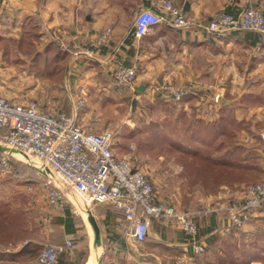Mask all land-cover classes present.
Instances as JSON below:
<instances>
[{
    "label": "crops",
    "instance_id": "1",
    "mask_svg": "<svg viewBox=\"0 0 264 264\" xmlns=\"http://www.w3.org/2000/svg\"><path fill=\"white\" fill-rule=\"evenodd\" d=\"M154 1L137 0L131 9H127L125 4L127 0H0V25L16 27L14 30H18V27L23 30L31 26L46 40L51 32H58L66 41L78 46L92 43L96 37L110 28L113 31L110 46L103 47L104 52L98 54L94 61L109 70L113 81L114 71L119 65L129 66L138 63L139 79H144L147 83L155 80L164 84L172 82L171 76L176 77L177 72L162 73L164 70L162 58L166 56L167 50L174 47L173 38H178L181 41L183 61L178 80L185 82L180 86L192 87L193 93L199 96L195 103L197 112L215 113L214 111L219 108V102H215V97L221 98L225 95L228 97L237 91L240 93L239 96L244 98L248 96L260 99L258 105L254 104L251 107L244 105L242 109L246 108L249 114H255L263 125L258 131L250 123L252 126L250 131L263 133L264 44L260 42L259 36L253 32H236L230 34L224 41L218 40V36L209 35L203 28L176 31L169 26L168 31H158L160 32L158 35L157 27L153 28L146 36L138 39L134 35V16L143 9L159 12L153 5ZM172 1L187 17L202 26L208 25L213 17L221 13L238 17L248 8H255L264 13V0ZM131 18L130 28L128 24ZM71 59L73 60L72 57ZM82 67L81 62L71 67L68 81L70 84L76 80L72 77L76 75L73 71H78L77 69ZM246 81H255L256 84L249 89L241 88V84ZM139 88L141 92L146 89L143 84L139 85ZM188 107L187 105L185 109ZM200 114L199 118L206 116ZM248 141V145L256 143L254 139ZM257 150L261 152L260 149ZM134 165L136 166L135 163ZM234 187L237 189L238 185ZM225 189L227 191H224ZM225 189L219 192V196L205 199L201 197L198 200L195 197V204L193 202L180 210L197 213L196 209L201 206V202L209 204L212 201L218 208L216 212L206 215L207 218L203 221L206 222L207 228L215 226V222L220 221L222 227L220 234L225 235L229 231L226 209L233 204H244L242 191L227 187ZM175 190L181 193L180 187ZM156 193L159 202L173 205L172 198L163 199L159 191L156 190ZM0 201L4 203L3 205L6 204L5 199ZM9 202L10 200L7 203ZM10 204L7 209L10 208ZM0 210L6 214L5 206ZM259 213L263 214L264 210ZM88 214L97 222L100 231L98 239L88 220ZM257 214L258 212L253 215L252 221L254 218L257 219ZM149 222V234L141 243L131 236L129 223L111 204L95 205L87 210L82 209V206H74L70 199H64L56 207L48 205L47 213H43L31 227L34 234L23 243L13 245L0 241V264H38L36 259L24 261L20 257L13 260L11 256L19 253L29 243L59 247L64 246L68 240L72 241L73 246L60 256L59 264H172L176 260L197 264L187 245V238L176 221L150 218Z\"/></svg>",
    "mask_w": 264,
    "mask_h": 264
},
{
    "label": "built area",
    "instance_id": "2",
    "mask_svg": "<svg viewBox=\"0 0 264 264\" xmlns=\"http://www.w3.org/2000/svg\"><path fill=\"white\" fill-rule=\"evenodd\" d=\"M157 11L143 9L136 13L133 20L135 36L141 39L158 23H166L173 29L187 31L203 28L209 35L226 36L236 32L256 33L264 44V13L255 8L244 10L238 17L221 13L211 19L208 25L196 23L185 12L175 6L172 0H155ZM52 42L62 51L69 53L73 60L87 58L95 60L97 49L109 45L113 38L108 28L95 39L92 47L81 48L68 42L58 32H51ZM139 65H119L114 71L117 86L137 91ZM166 100L179 102L193 88L162 84L155 89ZM73 112L49 114L37 102L14 103L0 96V171L18 178L11 164V154L19 153L33 159L39 175L44 179L47 203L58 206L69 199L66 189H72L82 200V208L91 209L95 205L111 204L119 210L129 223L131 236L138 242H144L150 230V218L174 220L187 238V245L193 258L201 257L208 247L207 241L199 239V229L195 217L210 215L215 209L190 213L175 205L157 200L155 186L151 179L134 165L132 151L118 156L116 153V134L111 130L95 133L77 123L78 109L84 103L71 94ZM220 96L215 97L218 103ZM264 144V134L261 135ZM55 180L61 181L66 189H61ZM244 204L230 205L226 212L227 229L244 231L253 219L255 210L264 207V180L244 187ZM72 241L64 246L47 245L38 258V264H59L60 256L72 247ZM172 264H189L176 260Z\"/></svg>",
    "mask_w": 264,
    "mask_h": 264
},
{
    "label": "rangeland",
    "instance_id": "3",
    "mask_svg": "<svg viewBox=\"0 0 264 264\" xmlns=\"http://www.w3.org/2000/svg\"><path fill=\"white\" fill-rule=\"evenodd\" d=\"M1 22L4 23L3 20ZM128 27H132V18ZM14 29L16 27L11 28L6 24L0 25V37L18 42L22 35L39 34L31 26L25 27L23 30L20 27H18V30ZM228 36H219L218 40L225 41L229 38ZM173 42L174 47L171 50H167L166 56L162 58L164 64L162 73L177 72V76L172 75L173 79H170L172 82L168 83L180 86L185 84V82L178 80V73L182 70L181 65L183 62L181 60V41L178 38H173ZM48 43H53L50 34L47 40L42 38L41 34L38 42H36V47L41 51ZM54 46L60 50L55 44ZM79 62H81L83 67L78 68V71H73L76 75L72 77L76 80L72 84L68 82L70 73H68V77L64 81L57 82L47 77H39L38 69L33 67L31 60L26 55L21 54L15 45L12 44L9 53L5 55L3 49H0V96L20 104L35 101L49 114L56 115L64 112L70 116L73 112L71 94L74 92L76 98L84 101L78 109L77 123L95 133H101L106 130L115 132L116 153L120 157L127 155L129 146L133 145L135 149L132 151V155L136 166L151 179L163 199L172 198V204L182 210L193 202L195 204V197L198 200L201 197L205 199L210 196H219V192L223 191L225 187L243 192L245 186L264 180V175H261L259 180L252 178L251 182L234 183L232 184L233 187L229 186L231 184H227L221 187V190L215 195L207 194L204 191L205 189L199 184L192 187L189 186V183L181 178L183 170L181 164L174 161L173 158L169 159L167 156L150 157L141 150L145 143V134L150 123L173 119L168 110L166 111L164 107L156 106V95H158V92L155 89L164 83L158 82V80L147 83L146 80L138 77L137 91L132 92L117 86L109 70L94 60L87 58L71 59L68 63V70L71 71V67H74ZM140 73L143 74L142 71ZM141 84L148 91L145 89L144 92H141L139 90V85ZM206 84L212 85L213 83ZM254 84H256L255 81H246L240 87L249 89ZM239 95L240 93L234 91L233 95L221 97L219 108L214 111L215 113L204 112L200 114L197 112L196 107L194 113L197 117H199V114H204L206 116L200 118L207 122H212L219 118L220 113L226 114L225 112L230 111V116L233 119L243 123L242 130L235 132L232 140L236 141L237 145L247 148L245 155L249 159L259 158V164L264 169V144L261 137L264 132H258L263 125L260 124L261 121L255 117V114H249L245 110L246 108L242 109L244 105L250 107L254 106V104L258 105L260 99L248 96L244 98ZM185 111L189 116H192L191 106ZM252 120L256 121L253 122ZM250 123L258 130L256 131L257 133L250 131L252 127ZM170 135L173 138L176 137L171 133ZM248 139H254L256 143L248 145ZM257 149H260L261 152ZM11 156V159L15 162V170L19 177L15 178L0 171V199H5L6 203L10 200L12 219L16 225V221L21 223L20 226H16V229L22 230L26 228L31 235L34 234L31 231V227L35 224V220L39 219L43 213H47L48 204L43 186L45 182L39 175V171L36 168L37 164L33 159L25 158L16 152L12 153ZM235 185L236 187L238 185L237 189L234 187ZM177 187H180L181 193L176 192L175 188ZM224 191H227V189ZM173 193L176 194L173 195ZM208 208L217 210L218 207L212 201L209 204L201 202V206H198L196 210L200 211ZM257 212V219L254 218L244 231L235 233L237 239L245 238L249 240L257 231L260 232L258 229L259 225L264 227V213L260 214L259 212H262L260 210ZM223 236L227 239L229 234ZM210 258L212 261L217 262L213 254L210 255Z\"/></svg>",
    "mask_w": 264,
    "mask_h": 264
},
{
    "label": "trees",
    "instance_id": "4",
    "mask_svg": "<svg viewBox=\"0 0 264 264\" xmlns=\"http://www.w3.org/2000/svg\"><path fill=\"white\" fill-rule=\"evenodd\" d=\"M133 3H137V0H127L125 3L127 9H131ZM156 27L157 35L160 33L158 31H168L170 28L163 22L154 25L152 29ZM39 34L22 35L18 42L0 37V49H3L4 55L8 54L13 44L21 54L31 60L33 67L38 69L39 77H47L57 82L64 81L68 77V63L71 55L56 49L53 43H48L43 50L39 51L36 47V42L41 35ZM79 46L83 49L89 48L92 47V43ZM109 46L110 43L107 47ZM103 47L97 49L98 54L104 52ZM156 97V106L168 110L173 119L156 121L148 125L145 143L141 147L146 155L153 158L162 156L173 158L183 166L181 178L191 187L196 184L201 185L210 195L217 194L221 187L227 184L233 187L234 183L251 182L252 178L259 180L261 175H264V169L259 164L260 159H249L245 155L247 148L237 145V142L232 140L235 132L242 130L243 123L233 119L230 111L225 112L226 114L220 113L215 121L207 122L194 113L195 103L199 99L195 93H190L179 102L166 100L162 94ZM186 105L192 107V116L186 113ZM170 133L176 137L173 138ZM10 162L15 167L12 159ZM3 204L0 202L1 208L6 207V214L0 210L1 243L10 242L13 245L23 243L31 235L26 228L16 229V226H20L21 223L18 221H16L17 225L14 223L11 204L9 209H7L9 203ZM259 210L263 211L264 207L255 211ZM225 216L227 217L228 214L226 213ZM204 218L206 219L207 216L195 217L199 229L198 238L206 240L208 244L206 252L201 257L195 258L197 264H264V227L262 225L258 226L260 232L257 231L249 240L237 239L236 231L233 230L228 231L229 237L226 239L220 234L222 229L220 221H216L215 226L207 228ZM44 248L45 246L29 243L11 258L15 260L22 257L24 261L36 259L38 262ZM211 254L216 257L217 262L212 261Z\"/></svg>",
    "mask_w": 264,
    "mask_h": 264
},
{
    "label": "water",
    "instance_id": "5",
    "mask_svg": "<svg viewBox=\"0 0 264 264\" xmlns=\"http://www.w3.org/2000/svg\"><path fill=\"white\" fill-rule=\"evenodd\" d=\"M55 183L61 188V189H66L65 185L59 181V180H55ZM66 194L68 196V198L70 199V201L72 202V204L76 207H81L82 206V200L81 198L77 195V193L75 191H73L72 189H66ZM88 220L90 222V224L93 227L94 233L96 238H99L100 235V231H99V227L97 225V222L95 221V219L93 218V216L91 214H88Z\"/></svg>",
    "mask_w": 264,
    "mask_h": 264
},
{
    "label": "bare ground",
    "instance_id": "6",
    "mask_svg": "<svg viewBox=\"0 0 264 264\" xmlns=\"http://www.w3.org/2000/svg\"><path fill=\"white\" fill-rule=\"evenodd\" d=\"M83 209V208H82Z\"/></svg>",
    "mask_w": 264,
    "mask_h": 264
}]
</instances>
